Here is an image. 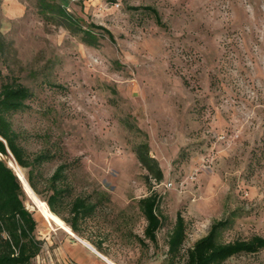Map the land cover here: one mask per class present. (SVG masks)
I'll return each mask as SVG.
<instances>
[{
	"label": "rangeland",
	"instance_id": "1",
	"mask_svg": "<svg viewBox=\"0 0 264 264\" xmlns=\"http://www.w3.org/2000/svg\"><path fill=\"white\" fill-rule=\"evenodd\" d=\"M56 1L85 25L108 29L114 41L104 36L89 47L44 23L37 0H0V82L15 80L33 93L13 127L28 152L54 154L40 167L37 193L20 182L42 250L49 258L59 251L60 260L47 264L75 260L66 247L81 245L77 238L112 264H183L167 255L177 212L185 223L183 252L231 213L225 240L264 237V147H257L264 0ZM133 6L155 7L165 27ZM143 143L163 175L150 185L135 155ZM60 164L73 197H106L76 237L50 227L33 198L50 194L48 179ZM150 191L160 196L162 226L156 244L142 246L138 201ZM79 248L72 250L77 263L108 264ZM223 264H264V250Z\"/></svg>",
	"mask_w": 264,
	"mask_h": 264
},
{
	"label": "trees",
	"instance_id": "2",
	"mask_svg": "<svg viewBox=\"0 0 264 264\" xmlns=\"http://www.w3.org/2000/svg\"><path fill=\"white\" fill-rule=\"evenodd\" d=\"M115 0H112L114 2ZM37 14L44 23L62 28L92 48L99 46V39L106 36L111 42L113 34L106 28L84 21L69 13L56 0H37ZM130 10H143L159 27H165L158 10L152 6H133ZM4 42L0 33V58L4 53ZM33 93L26 86L13 81L0 82V156L9 158L21 169L27 170L26 181L37 193L38 181L42 178L40 167L51 162L54 154L41 151L30 153L24 146V135L15 130L12 117L26 107ZM264 147V130L260 145ZM139 163L147 171L146 184L150 179L160 182L162 171L157 161L149 155L147 143L135 151ZM0 157V264H34L40 254L43 241L36 236V221L24 206L23 190L16 174L8 163ZM66 164L56 167L48 179L50 194L43 200L51 213L59 217L74 234L80 235V224L91 218L105 196L95 198L90 195L72 196L66 184ZM160 196L154 191L138 201V208L145 220L143 238H138L142 246L146 241L155 245L156 234L162 226V216L158 208ZM211 223L207 233L197 239L183 252L186 238L184 219L179 212L167 236V255L171 263L183 264H223L228 259L241 255H253L264 250V237L253 235L246 239L225 240L224 234L232 225V215Z\"/></svg>",
	"mask_w": 264,
	"mask_h": 264
},
{
	"label": "bare ground",
	"instance_id": "3",
	"mask_svg": "<svg viewBox=\"0 0 264 264\" xmlns=\"http://www.w3.org/2000/svg\"><path fill=\"white\" fill-rule=\"evenodd\" d=\"M8 164L10 165V167L12 168V170L14 171V173L16 174V176L18 177L19 181L22 183L23 187L31 193L30 188L28 187L25 177L22 173V170L20 167H18L14 162L9 161ZM34 201L37 205L38 208V212L41 216V218L50 226V227H55L56 229H59L61 231H63L64 233H66L69 236L72 237H76L75 234L71 231V229L56 215H54L53 213L50 212L48 206L46 205V203L44 201H40L38 199H36L35 197ZM77 240L79 241V243L81 245H83L85 248H87L88 250H90L92 253H94L95 255L99 256L100 258H102L103 260H105L108 264H112L110 263L108 260H106L102 255H100L90 244H88L86 241L77 238Z\"/></svg>",
	"mask_w": 264,
	"mask_h": 264
},
{
	"label": "crops",
	"instance_id": "4",
	"mask_svg": "<svg viewBox=\"0 0 264 264\" xmlns=\"http://www.w3.org/2000/svg\"><path fill=\"white\" fill-rule=\"evenodd\" d=\"M78 246V247H77ZM71 247H73V248H71ZM79 247H81V248H84L85 249V247L83 246V245H79V244H77V245H72V246H68V247H66V252H68V254H70V256H72L73 258H75V260H77V261H79L80 262V260L79 259H77L76 258V256L74 255V253H73V251L72 250H74V251H76V250H80V248ZM86 250V249H85ZM93 258V257H92ZM51 260H54L55 262L56 261H59L60 260V255H59V251H58V253H57V251L55 252H51V255H50V258L48 257V255L46 256L45 255V253H44V250H42L41 251V253L37 256V264L39 263V264H47V263H49ZM74 259H72V258H65V259H63V261L60 263V264H79V263H77V261H75ZM52 264V263H51Z\"/></svg>",
	"mask_w": 264,
	"mask_h": 264
},
{
	"label": "water",
	"instance_id": "5",
	"mask_svg": "<svg viewBox=\"0 0 264 264\" xmlns=\"http://www.w3.org/2000/svg\"><path fill=\"white\" fill-rule=\"evenodd\" d=\"M8 166L10 167V165L8 164ZM18 178V177H17Z\"/></svg>",
	"mask_w": 264,
	"mask_h": 264
}]
</instances>
